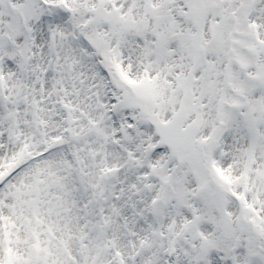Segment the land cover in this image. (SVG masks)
<instances>
[{"label":"snow or ice","instance_id":"1","mask_svg":"<svg viewBox=\"0 0 264 264\" xmlns=\"http://www.w3.org/2000/svg\"><path fill=\"white\" fill-rule=\"evenodd\" d=\"M0 264H264V0H0Z\"/></svg>","mask_w":264,"mask_h":264}]
</instances>
